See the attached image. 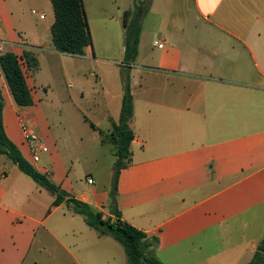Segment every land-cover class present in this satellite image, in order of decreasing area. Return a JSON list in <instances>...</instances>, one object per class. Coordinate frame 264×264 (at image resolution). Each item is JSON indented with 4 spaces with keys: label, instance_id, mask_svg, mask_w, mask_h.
<instances>
[{
    "label": "crops",
    "instance_id": "obj_1",
    "mask_svg": "<svg viewBox=\"0 0 264 264\" xmlns=\"http://www.w3.org/2000/svg\"><path fill=\"white\" fill-rule=\"evenodd\" d=\"M40 2L0 0L6 52L22 56L33 49L39 60V72L26 78L34 89L48 85L41 77L45 67L57 81L68 76V60L95 57L92 46L84 56L58 52L52 3L46 14L33 6ZM129 2L84 0V5L89 20L102 18L104 11L105 35L110 26H121L125 40ZM136 2L146 9L138 55L124 65L123 44L119 67L104 77L94 113L102 116L99 122L86 116L91 109L76 104L77 115H84L81 124L51 125L37 109L40 97L33 90V106L16 104L0 70L5 133L36 170L110 217L114 177L102 186L82 178L97 177L102 149L104 158L117 160L115 147L102 139L119 122L129 73L134 140L131 163L121 170L117 186L121 220L157 239L156 256L164 264H249L264 240V231L254 238L243 232L264 218V0ZM71 95L63 101L74 104ZM22 114L47 147L38 164L21 133ZM17 168L0 155V264H128L107 241L112 237L100 236L66 203L54 206L55 196Z\"/></svg>",
    "mask_w": 264,
    "mask_h": 264
},
{
    "label": "trees",
    "instance_id": "obj_2",
    "mask_svg": "<svg viewBox=\"0 0 264 264\" xmlns=\"http://www.w3.org/2000/svg\"><path fill=\"white\" fill-rule=\"evenodd\" d=\"M55 14V22L51 27L52 41L60 53L84 56L86 48L92 46L93 38L88 23L84 0H50ZM146 9L136 2L134 15L125 12V56L124 65L131 66L137 58L141 34V19ZM0 70L7 85L20 107L34 105L32 90L26 78L40 70L39 60L33 49H26L22 56L6 52L0 57ZM125 91L122 101V111L118 123L113 124L112 131L102 139L111 143L117 158L115 174L110 191L108 210L110 217H105L101 210L92 208L87 203L77 200L60 186L53 183L49 177L36 170L22 155L18 147L7 137L4 130L3 111L4 100L0 87V155H5L19 170L32 179L37 185L50 191L55 196L54 206L66 203L70 211L81 215L87 225L98 232L100 236L112 237L122 245L128 264H164L156 256L158 241L151 239L143 231L121 220V212L117 206V186L121 170L131 163V144L134 132L130 126L133 114V96L130 87V74L124 77ZM94 128V125L91 124ZM264 242V240H263ZM264 245V244H263ZM260 247L249 264H264V246Z\"/></svg>",
    "mask_w": 264,
    "mask_h": 264
},
{
    "label": "rangeland",
    "instance_id": "obj_3",
    "mask_svg": "<svg viewBox=\"0 0 264 264\" xmlns=\"http://www.w3.org/2000/svg\"><path fill=\"white\" fill-rule=\"evenodd\" d=\"M47 1L48 4H45ZM47 1L44 3V1L41 0L40 4L38 3L37 5L35 4L33 6L37 7L38 10H42L48 14L50 11L48 10V7L51 8L52 6L50 1ZM122 4H128V0H122ZM129 4L132 8L130 11L132 12V15H134L136 8L135 0H130ZM112 9H114V6H112ZM102 15V18H93V16H91L90 20L88 19L89 27L91 28L92 26V29H90L93 38V44L91 48L95 54V57L93 59L78 60V63L76 62L77 60H68L66 62V66L67 63L69 64V66H67L68 76L64 77L60 75L57 81L54 79L53 72L49 68L45 67L41 77H43V80L48 85L45 87V89L36 86L33 90L34 93L40 97L37 100V109H43L45 111L50 119L49 121L51 122V125L53 126L62 125L66 128L68 125L74 128L76 125L81 124L84 115H77L75 109L76 104L78 106H82L83 108H88V110L91 109L92 111H90V113H88L86 116H88L94 122H99V120L102 118L100 114L94 113L96 112V105L101 102L103 97L102 89H104V77H111V71L114 69L116 70L119 67L116 60L121 55L123 44L125 46V40L120 34L121 26H110L109 29L110 31L112 30L111 33L105 35L103 18L104 11ZM32 16L33 20L38 19L37 16H34L33 14ZM104 61L105 63L106 61L113 62L114 66H111L112 64H105ZM100 80L102 81V85L98 84ZM81 90L83 91L81 92ZM69 93L72 94L71 96L73 98H75L74 104H72L70 100L65 102L63 101V99L66 98ZM87 127L91 131L90 126L88 125ZM93 137V134L87 135V139L95 142L97 139ZM94 142L92 143L93 145ZM101 152L103 157L101 156L99 164L96 165L97 177L84 176L82 178L84 183H89L90 179H94L98 186L112 183L116 159L110 158L108 154H106L104 158V149H102ZM16 171L19 173L18 168ZM75 180H78L77 177ZM31 183L35 185L33 181ZM263 231L264 218L258 222L257 226L255 225L253 228L244 229L243 232L246 236H248V238H254L257 235L262 234ZM107 241L119 247L123 253V256L126 257L124 249L119 243H117L112 238H109ZM257 244L258 250L260 247H262L264 242L262 241Z\"/></svg>",
    "mask_w": 264,
    "mask_h": 264
},
{
    "label": "built area",
    "instance_id": "obj_4",
    "mask_svg": "<svg viewBox=\"0 0 264 264\" xmlns=\"http://www.w3.org/2000/svg\"><path fill=\"white\" fill-rule=\"evenodd\" d=\"M32 13L34 15H38L42 20L45 19L44 13H39L36 10H33ZM155 44H157V42ZM5 53H6L5 44L2 41H0V57ZM19 119L21 123V133L24 142L27 146L29 156L32 162L38 164L41 162L42 154L47 152V147L43 143V140L41 139L36 129L28 123L26 116L22 114L19 116ZM89 183L93 184L94 181L90 179Z\"/></svg>",
    "mask_w": 264,
    "mask_h": 264
}]
</instances>
